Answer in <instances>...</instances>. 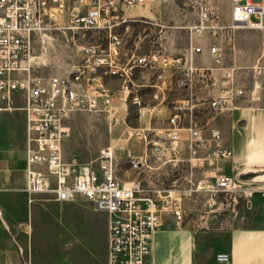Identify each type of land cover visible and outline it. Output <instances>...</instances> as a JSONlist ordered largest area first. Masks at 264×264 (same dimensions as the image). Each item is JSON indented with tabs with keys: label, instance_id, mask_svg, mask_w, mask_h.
I'll list each match as a JSON object with an SVG mask.
<instances>
[{
	"label": "built area",
	"instance_id": "built-area-1",
	"mask_svg": "<svg viewBox=\"0 0 264 264\" xmlns=\"http://www.w3.org/2000/svg\"><path fill=\"white\" fill-rule=\"evenodd\" d=\"M149 0H85V10H68L66 0H0V102L10 107L15 94H20L25 112V185L23 191L31 201L35 195L48 194L57 201L84 199L96 211L105 212L107 221V264H147L152 237L162 223L165 212L180 223L183 199L200 196L208 208L216 206L222 195H236L242 202L251 201L259 193L264 204V170L241 171L234 174L220 171L218 163L232 157V150L222 143L218 128L203 134L197 126H188L183 139L179 132L178 113L192 111L195 103L190 94L174 104L175 112L167 115L168 125L155 131L150 125L130 126L112 101V92L104 83L100 69L119 72L125 82L132 79L136 66L153 63L165 65L167 57L148 54L135 57L124 66L121 55L123 34L130 30L132 11ZM197 17L190 28V37L207 31L215 35L222 30L218 15L206 0H194ZM67 15L66 22L64 21ZM264 30V0H233L230 28ZM103 30L107 35L104 48L83 46L81 62L72 70L44 77L34 74L38 55L34 53V37L48 36L52 31L69 32ZM199 46L190 44V57L174 61L186 63L178 87H192L194 73L217 95L204 99L218 113L234 108L236 98L244 94L232 71L222 66L219 48L213 44V63L223 69L221 78L212 68H196L194 52ZM263 53L252 65L251 87L254 93L264 90ZM157 78L163 79L162 73ZM159 99L158 93L154 94ZM139 119L152 117L160 106L140 105ZM103 113L109 129L122 125L124 131L138 139L144 153L140 157L128 151L127 162L139 171L149 159L160 164L186 165L181 183L168 186L146 183L140 178L120 179L116 174L117 158L112 144L99 148L97 156L83 161L78 156L65 158L63 142L70 134L68 119L74 112ZM185 149L186 153H181ZM199 172V173H198ZM215 264H230L227 252L215 255Z\"/></svg>",
	"mask_w": 264,
	"mask_h": 264
},
{
	"label": "crops",
	"instance_id": "crops-1",
	"mask_svg": "<svg viewBox=\"0 0 264 264\" xmlns=\"http://www.w3.org/2000/svg\"><path fill=\"white\" fill-rule=\"evenodd\" d=\"M140 7L142 8V6ZM137 8L132 11L134 19L130 30L123 34L118 63L120 66H124L135 57L148 54H160L159 57H167L168 61L165 65L153 63L147 66H136L132 79L128 82H125L119 72L114 73L107 69L99 70L104 83L112 92V101L113 99L118 100L117 103L114 101L113 103L118 106L119 112L126 117L127 103L131 102L136 109V125H150L155 131H158L168 125L167 115L175 112L174 104L191 94L195 103L194 109L178 113L177 121L181 137L184 139L187 136L186 128L191 125L199 127L203 134H206L210 128L216 127L221 132L223 145L230 148L233 153L230 159L218 163L220 171L234 174L241 171L264 170V93L254 96L252 91L249 90V93L245 91L242 96L235 99L233 109L225 113H218L202 103L204 99L217 95L218 90L202 82L196 73L192 76V87H178L177 80L182 76V68L186 63L173 59L190 57V44L201 48L200 52H194L191 55L194 66L196 68L210 67L213 74L221 78L223 69L213 63L214 54L209 51L210 45L218 46V44L211 40L204 48L200 43L199 35L189 36L187 48L181 54L173 53L172 41L169 39L160 41L159 48L145 50L140 49L134 39L133 47L126 48L124 37L133 35L135 27L139 25L137 21L141 16L144 17L150 12L146 8L141 10H137ZM230 11H223L221 18L219 16V20L222 22L220 23L222 26L220 33L230 27V24H224L228 19L230 20ZM196 17L195 9V18L190 24V28ZM218 48V54L221 55L220 47L218 46ZM206 52L211 56L210 61L209 57H205ZM160 72L163 75L162 83L157 78ZM155 93L160 95L159 99L154 97ZM134 96L138 98L140 105H159L160 112L152 115L151 118L139 119L137 117L138 104L132 101ZM2 104L0 102V110L10 108ZM21 109L23 110L22 106ZM23 114L24 166L21 191L26 200L25 214L20 215L15 221L16 224H13L14 229L11 236L0 230V264H107L108 216L105 212L94 210L89 201L79 198L57 201L48 194H39L35 195L31 201L28 200L23 191L25 185L24 110ZM114 128L120 129L123 134L126 132L122 125H117ZM127 138H133L135 144L134 149H126V161L128 151H131V154L136 157H140L144 153L143 145L137 138L129 134ZM181 153H186V150L183 149ZM179 165H184V163L180 162ZM176 167L172 164H160L150 158L148 165L142 166L139 171L132 169L129 165L120 174L117 173L116 168V174L122 180L140 178L146 183L164 185L157 177L162 173L167 174ZM2 170L0 163V171ZM132 173L135 176H131ZM173 182L181 183L182 181L180 177H175L171 179V183ZM168 185L170 184L164 186ZM40 195H45L47 198H39ZM42 200L61 202L63 205L83 200L89 203V205H84L87 209L104 214L105 230L100 245L90 242L72 244L60 241L59 237L57 243L54 240L45 242L39 237L35 242L31 224L32 216L29 215L28 205ZM182 206L183 217L180 223H176L175 217L171 213L163 214L161 225L153 233L151 253L147 264H215V255L221 251L228 253L230 264H264V204L259 193H256L253 199L248 202H242L236 195H222L216 206L212 208L204 205L202 197L193 196L183 199Z\"/></svg>",
	"mask_w": 264,
	"mask_h": 264
},
{
	"label": "rangeland",
	"instance_id": "rangeland-1",
	"mask_svg": "<svg viewBox=\"0 0 264 264\" xmlns=\"http://www.w3.org/2000/svg\"><path fill=\"white\" fill-rule=\"evenodd\" d=\"M218 15L230 11L233 0H206ZM85 0H66L67 9L78 7L85 10ZM149 9L146 16H141L138 26L131 36H125V47L132 48L133 40L140 49L159 48V42L167 39L172 41L174 54H181L187 48L190 36V24L195 18L194 0H149L137 10ZM67 15L63 22H66ZM220 21V20H219ZM133 24V21H131ZM220 23H222L220 21ZM226 25L230 24L228 19ZM200 43L206 48L209 41H215L220 47L223 57V67L232 71L237 85L249 93L252 91V65L263 53L264 30L256 28H230L223 32L210 35L207 31L199 36ZM107 35L103 30L80 31L72 35L69 32L52 31L48 36L34 37V53L38 55V64L33 68L34 74L49 77L59 75L66 70H72L83 57V46H94L97 52L105 47ZM205 57L211 59L210 54ZM204 60V59H203ZM208 60V59H207ZM263 89L253 94H263ZM115 103L117 99H113ZM5 105V104H2ZM21 95L15 94L10 108L0 110V230L11 236L15 221L25 214L26 200L22 193L23 186V127L24 114L21 106ZM126 118L129 124L136 125V109L127 103ZM70 134L64 143L65 158L78 156L83 161H90L97 156L101 146L112 144L116 150L117 173H123L128 168L126 149H134L135 141L127 138L118 128L109 129L108 120L103 113L80 111L74 112L69 118ZM134 141V142H133ZM186 165H178L167 174L157 178L164 185L171 184V179L185 173ZM131 176H135L134 173ZM39 198H47L40 195ZM72 202L65 204L52 200L29 203V215L32 216L33 237L42 241L93 244L101 243L105 230V217L100 212L87 209L88 202Z\"/></svg>",
	"mask_w": 264,
	"mask_h": 264
}]
</instances>
